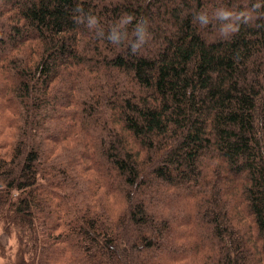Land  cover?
I'll return each mask as SVG.
<instances>
[{
  "label": "trees",
  "instance_id": "16d2710c",
  "mask_svg": "<svg viewBox=\"0 0 264 264\" xmlns=\"http://www.w3.org/2000/svg\"><path fill=\"white\" fill-rule=\"evenodd\" d=\"M0 230L10 264H264V0H0Z\"/></svg>",
  "mask_w": 264,
  "mask_h": 264
},
{
  "label": "rangeland",
  "instance_id": "374dc122",
  "mask_svg": "<svg viewBox=\"0 0 264 264\" xmlns=\"http://www.w3.org/2000/svg\"><path fill=\"white\" fill-rule=\"evenodd\" d=\"M11 17V15L10 16H8L7 18H10ZM7 34H8V32H7ZM5 49V48H4ZM3 51V50H2ZM4 54H5V52H4ZM68 144H70V140L68 141ZM0 237H1V248H0V264H10L9 263V260L7 259V257H3V256H5V254H3L4 253V246H5V250H7L8 251V247H9V245L11 244L12 246H17V243H18V240H17V236H15V235H13L12 236V239H11V241L10 242H8L7 241V236L5 235V234H3L2 233V231L0 230ZM15 250V249H14ZM9 252H11V251H9Z\"/></svg>",
  "mask_w": 264,
  "mask_h": 264
}]
</instances>
